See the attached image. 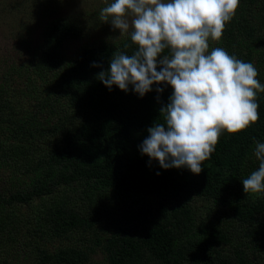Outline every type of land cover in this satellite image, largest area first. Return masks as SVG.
<instances>
[{
  "label": "trees",
  "instance_id": "1",
  "mask_svg": "<svg viewBox=\"0 0 264 264\" xmlns=\"http://www.w3.org/2000/svg\"><path fill=\"white\" fill-rule=\"evenodd\" d=\"M130 32L67 55L81 26L58 15L26 63H0V264H264V193L246 195L241 183L259 166L252 138L264 142V91L255 90L259 119L222 129L200 174L163 169L135 150L164 122L172 87L140 97L97 79L115 50L138 49ZM208 43L205 55L223 48L264 85V0H240Z\"/></svg>",
  "mask_w": 264,
  "mask_h": 264
},
{
  "label": "clouds",
  "instance_id": "2",
  "mask_svg": "<svg viewBox=\"0 0 264 264\" xmlns=\"http://www.w3.org/2000/svg\"><path fill=\"white\" fill-rule=\"evenodd\" d=\"M239 3L113 0L100 10L99 19L120 35H128L131 29V40L138 49L131 55L115 50L110 67L99 72L97 79L109 90L115 85L127 92L131 85L140 97L152 91L153 85L173 89L169 102L160 109L164 122L149 127L139 146L143 155L158 161L163 169L187 168L200 174L222 129L240 132L259 119L255 90L264 91V85L256 79V67L223 48L205 55L209 37L221 38ZM163 90L156 87L158 93ZM252 139L259 166L241 181L246 195L264 193V142Z\"/></svg>",
  "mask_w": 264,
  "mask_h": 264
},
{
  "label": "rangeland",
  "instance_id": "3",
  "mask_svg": "<svg viewBox=\"0 0 264 264\" xmlns=\"http://www.w3.org/2000/svg\"><path fill=\"white\" fill-rule=\"evenodd\" d=\"M39 1L0 0V63L3 68L12 63L19 68L26 63L29 57H32L34 48L42 40L45 24L58 15L73 20L74 24L77 23L81 26L79 39L66 45L67 55L84 43L97 40H116L123 36L120 35L118 29L114 30L110 23H104L99 19L100 10L112 3L113 0H54V2L47 0L45 7H43V3L39 5ZM48 6L52 7L51 13L46 9ZM139 146L135 152L143 156ZM7 172V166L0 167L1 182L4 181ZM199 202L198 212L205 216L213 214V211L208 209L206 201ZM127 204L126 202L125 205ZM214 215H216L215 218H223L215 211ZM93 258L101 260L102 255L97 254ZM30 260L28 257H22L17 260L19 263L15 261L12 263L33 264Z\"/></svg>",
  "mask_w": 264,
  "mask_h": 264
}]
</instances>
